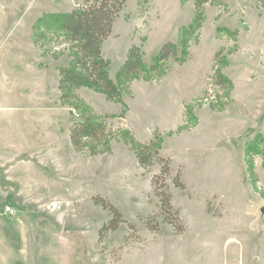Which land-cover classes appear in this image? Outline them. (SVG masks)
Segmentation results:
<instances>
[{
    "label": "rangeland",
    "instance_id": "rangeland-1",
    "mask_svg": "<svg viewBox=\"0 0 264 264\" xmlns=\"http://www.w3.org/2000/svg\"><path fill=\"white\" fill-rule=\"evenodd\" d=\"M83 1L0 0V150L8 155L0 158V225L9 241L2 262L264 264V0L207 2L198 29L196 0H128L103 44L113 78L133 45L150 67L186 29L189 58L170 59L161 77L148 69L123 102L86 87L69 101L60 95L56 108L57 67L76 49L53 21ZM216 71L231 87L216 83ZM41 106L54 110L49 139L36 126ZM82 110L106 116L107 151L74 148L70 122ZM155 136L172 176L180 171L186 184L168 179L181 233L160 216L152 179L161 163L142 167L131 141ZM98 199L121 211L117 228L102 229L112 212Z\"/></svg>",
    "mask_w": 264,
    "mask_h": 264
},
{
    "label": "trees",
    "instance_id": "trees-1",
    "mask_svg": "<svg viewBox=\"0 0 264 264\" xmlns=\"http://www.w3.org/2000/svg\"><path fill=\"white\" fill-rule=\"evenodd\" d=\"M128 0H84L73 10L58 14L54 19L57 30L70 36L76 49L75 56L68 66L60 68L59 89L63 102L75 99L77 90L89 87L104 93L109 99L123 102V95L128 91L130 83L148 69L154 76L161 77L165 73L166 63L173 59L177 62L186 61L189 56L190 29H186L179 43L167 41L159 49L153 64L148 67L140 47L133 45L126 59L120 65L113 78L110 74V59L103 54L104 41L112 32L113 24L121 14ZM216 0H196L198 13L192 28L201 27L204 20L203 5ZM216 83L223 87H231L230 79L216 71ZM78 106H75L77 108ZM106 116L94 115L86 110L80 112V120L70 128V139L77 151L87 150L91 155L103 153L109 149L111 131L106 122ZM128 137L131 132L127 130ZM134 144L139 164L144 168L151 167L157 160L161 163V171L152 179L153 188L159 199L160 216L164 222L174 226L176 233L184 231L181 222L180 209L173 203L168 179L174 184L186 189L180 171L172 176V166L169 158L160 153V138L144 143L131 138ZM99 200V199H98ZM104 207L112 212L111 220L102 229H115L122 221L121 211L112 203L99 200ZM147 226L160 231L159 224L148 222Z\"/></svg>",
    "mask_w": 264,
    "mask_h": 264
},
{
    "label": "crops",
    "instance_id": "crops-1",
    "mask_svg": "<svg viewBox=\"0 0 264 264\" xmlns=\"http://www.w3.org/2000/svg\"><path fill=\"white\" fill-rule=\"evenodd\" d=\"M65 65H59L57 67V72H56V78L54 79V105H56V108L58 106H61L60 104V95H61V91L59 89V80H60V68L63 67ZM83 88H86V87H82L80 89H83ZM41 110L39 112V115H40V122H36V126L41 134L42 137H45V138H48L49 139V136H48V133H49V130H50V126L48 125V122H47V115L51 117H53V108H50V111L51 112H47L46 111V108L42 107L41 106ZM48 113V114H47ZM51 122V121H50ZM72 122V120H71ZM70 122V127L71 128V125L72 123ZM0 124H2V122H0ZM60 125L59 122H54L53 124V127L56 128V126ZM2 128V125H0V129ZM62 130V129H61ZM56 134L58 131H55ZM1 133V131H0ZM25 148L23 147H16L12 152H16L15 154H22L24 152ZM10 156V155H9ZM5 157H8V155H5V154H2L1 150H0V158H5ZM7 215H9L8 213H6ZM8 222L9 221H6V228L8 227ZM9 247V241H8V231L4 229L3 225L1 224L0 225V247ZM0 264H8L7 261L6 262H2V260L0 259Z\"/></svg>",
    "mask_w": 264,
    "mask_h": 264
},
{
    "label": "built area",
    "instance_id": "built-area-1",
    "mask_svg": "<svg viewBox=\"0 0 264 264\" xmlns=\"http://www.w3.org/2000/svg\"><path fill=\"white\" fill-rule=\"evenodd\" d=\"M5 212L8 213V214H14L15 210H14V208L12 206L7 205L5 207Z\"/></svg>",
    "mask_w": 264,
    "mask_h": 264
},
{
    "label": "bare ground",
    "instance_id": "bare-ground-1",
    "mask_svg": "<svg viewBox=\"0 0 264 264\" xmlns=\"http://www.w3.org/2000/svg\"><path fill=\"white\" fill-rule=\"evenodd\" d=\"M53 204L55 205V204H57V203L54 202Z\"/></svg>",
    "mask_w": 264,
    "mask_h": 264
}]
</instances>
